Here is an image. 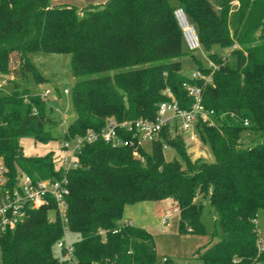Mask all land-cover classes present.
Wrapping results in <instances>:
<instances>
[{"label":"trees","instance_id":"obj_1","mask_svg":"<svg viewBox=\"0 0 264 264\" xmlns=\"http://www.w3.org/2000/svg\"><path fill=\"white\" fill-rule=\"evenodd\" d=\"M176 7L184 9L201 49L218 66L210 82L181 72L185 44L173 15ZM36 52L70 55L73 118L63 138L100 130L111 116L153 119L158 104L168 99L166 88L188 109L192 98L185 82L202 85V104L213 111L212 124H196L212 160L192 159L182 135L171 134L168 125L149 151L138 147L143 160L132 147L103 141L81 149L80 166L68 174L66 208L69 231L78 235L72 244L80 263L157 264L147 229L121 225L124 208L172 199L179 231L202 235L201 204L195 198L203 195L214 213L217 240L198 251L202 263L264 264V232L256 221L264 209V0H106L83 7L55 0H0V75H9L12 86L9 92L0 89V156L8 188L22 174L60 175L50 153L24 156L19 144L23 136L50 139L47 127L56 124L45 100L28 91L29 75L35 83L47 81L30 59ZM12 53L17 56L14 71ZM192 59L203 74L210 73V67ZM244 137L251 142L245 145ZM164 143L178 158H165ZM52 208L50 203L29 209L14 229L0 230L1 264H69L52 252L63 234L58 216L49 220Z\"/></svg>","mask_w":264,"mask_h":264},{"label":"built area","instance_id":"obj_2","mask_svg":"<svg viewBox=\"0 0 264 264\" xmlns=\"http://www.w3.org/2000/svg\"><path fill=\"white\" fill-rule=\"evenodd\" d=\"M174 18L180 27L184 44L190 52L201 49L195 27L190 23L188 17L182 7H176L173 10ZM236 47V44L233 45ZM207 67H210L209 74H203L200 70H195L189 76L193 80L203 81V84L211 81V73L218 66L208 58ZM4 76L0 75V89L1 82L5 81ZM184 89L189 97L192 98L190 108H182L177 103L172 91L169 88L164 89L163 94L168 98L158 104L156 115L153 119L136 118L117 120L114 117H108L105 120L104 126L100 130L87 129L84 134L77 135L72 138H63L60 142V148L65 151V154L60 157L57 165L60 170V175L57 178H33L28 174H22L18 177L15 185L11 188L5 186L6 171L3 160L0 156V187H4L0 196V230L14 229L27 216V211L33 208H39L43 205L53 204L51 210L54 211L55 216H58L62 223V238L57 242L62 252V257L68 261L69 264H82L79 262L74 253L73 244L66 243L63 238L67 231H69L66 208L67 197L70 193V181L68 174L72 169L80 166L78 154L81 149L96 141H103L111 146H129L134 150V154L143 160L139 154L138 147H144L146 142H153L161 137L163 128L168 125L171 134L183 132L188 133V139L194 140L196 138L197 130L196 124L198 122L212 124L211 114L212 110L204 108L202 104V85L199 83H183ZM57 93L53 88L45 87L40 95L44 100L45 97L52 93ZM64 93L68 90L64 89ZM247 120L244 125H247ZM63 127L62 133L66 132V126L61 123ZM183 137V136H182ZM184 139V138H183ZM168 146L164 143L162 148L166 149ZM173 211H178L176 203L171 208L167 209L161 216V224H166V219ZM49 218L53 220L55 218ZM123 226L132 225L130 221L121 223ZM117 229L114 230L116 232ZM98 234L104 237V232L98 230ZM258 249H263V238H257ZM157 264H176L167 256H161L157 259ZM252 264H263L260 261H255Z\"/></svg>","mask_w":264,"mask_h":264},{"label":"rangeland","instance_id":"obj_3","mask_svg":"<svg viewBox=\"0 0 264 264\" xmlns=\"http://www.w3.org/2000/svg\"><path fill=\"white\" fill-rule=\"evenodd\" d=\"M67 2L78 6L83 4L84 1L67 0ZM182 48L185 55L181 59V72L185 76H190L193 71L198 69V64L192 59V56L199 60L201 66H207L208 57L202 49L190 52L185 45ZM10 58L11 70L14 71L17 68V56L15 53H12ZM30 59L47 81L35 83L29 75L27 80L28 91L32 94H40L45 87H50L57 91L58 94L55 92L45 97L46 107L49 110L50 116L56 121V124L47 127L51 133L50 139L39 141L30 136H23L20 137L19 144L24 156H44L50 153L58 165L60 157L65 154V151L60 148V142L63 139V127L61 123L67 126L73 118L70 92L75 78L69 73L70 55L67 53L36 52L31 55ZM4 78L6 80L1 82V89L4 92H9L12 89L11 84H9V79L11 78L9 75L4 76ZM64 89H67L68 92L64 93ZM182 136L187 153L192 159L198 157L207 160L213 159L208 147L199 140L198 135L194 140L188 139L187 132H183ZM258 140L256 139L255 142ZM248 142L251 141L244 137V144L246 145ZM144 147L149 151L150 143L146 142ZM164 156L168 160L174 157L178 158L176 152L171 147L164 149ZM195 201L201 204L200 219L205 229V233L202 235L181 233L178 229L177 222L179 215L176 211L171 212L166 219V224L162 226L161 217L155 212L154 205L156 201H142L127 205L124 208L120 222L123 223L130 220L133 225L146 228L154 240L158 257L167 256L176 264H203L197 254L198 251L211 246L217 240V237L214 235V213L208 196L197 195ZM160 203L164 211L175 204L169 198L160 201ZM47 214L49 218L55 216L53 210H49ZM256 221L258 231L260 233L264 232V209L258 211ZM63 240L68 244H72L78 240V235L67 231ZM52 252L55 256L62 257L61 249L57 243L52 246Z\"/></svg>","mask_w":264,"mask_h":264},{"label":"crops","instance_id":"obj_4","mask_svg":"<svg viewBox=\"0 0 264 264\" xmlns=\"http://www.w3.org/2000/svg\"><path fill=\"white\" fill-rule=\"evenodd\" d=\"M56 2H67V0H55ZM77 1H80V0H77ZM82 1H84L83 2V4H80V5H78L77 7H83V6H85V5H88V4H99V3H104L106 0H82ZM67 3H69V2H67ZM72 4V3H71ZM171 200V202L174 204L175 202L172 200V199H170ZM172 204V205H173ZM155 212H156V214H158L160 217L162 216V214L166 211H164L163 210V206H162V204L160 203V201H156V203H155ZM177 213H178V211H176ZM128 221H130V220H128ZM131 222V221H130ZM131 224H132V222H131ZM133 225V224H132ZM135 226V225H134ZM142 228H144V227H142ZM146 229V228H145Z\"/></svg>","mask_w":264,"mask_h":264}]
</instances>
